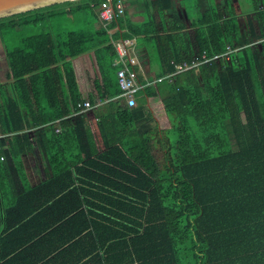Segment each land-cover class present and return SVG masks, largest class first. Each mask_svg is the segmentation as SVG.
I'll list each match as a JSON object with an SVG mask.
<instances>
[{
    "label": "trees",
    "instance_id": "obj_1",
    "mask_svg": "<svg viewBox=\"0 0 264 264\" xmlns=\"http://www.w3.org/2000/svg\"><path fill=\"white\" fill-rule=\"evenodd\" d=\"M104 1L0 18L11 82H0V264H264V0H208L204 12L199 0H182L189 21L171 22L165 35L153 15L142 23L117 16L111 34L95 28ZM173 3L146 6L165 27ZM111 36L171 45L159 76L196 51H234L146 87L131 108L119 98ZM92 54L93 89L83 95L74 60ZM149 96L161 98L169 129L141 118ZM87 100L112 109L100 117L101 151L86 117L69 118ZM29 133L47 163L37 185L22 158ZM157 144L166 148L162 163Z\"/></svg>",
    "mask_w": 264,
    "mask_h": 264
},
{
    "label": "crops",
    "instance_id": "obj_2",
    "mask_svg": "<svg viewBox=\"0 0 264 264\" xmlns=\"http://www.w3.org/2000/svg\"><path fill=\"white\" fill-rule=\"evenodd\" d=\"M154 0H125L126 2V14H128L129 18H131L136 23H142L143 21L148 20L149 15H153L157 24L159 25V35H165L171 28V22L176 23L178 21H189L188 19L182 18V13L179 12H185L186 7L182 0H174L173 8L168 12L166 16V23L165 27L161 24V17L157 10L153 6H150L147 8V4L152 2ZM147 3V4H146ZM199 4L201 6V12H204L208 8V0H199ZM125 17V16H124ZM240 17V21H241ZM99 22L95 24V28H98ZM120 28V26H117L115 29ZM126 29L123 28L122 32H125ZM188 32L193 39L194 37V29L188 28ZM112 37V36H111ZM157 37V34L154 36ZM116 39V38H111ZM118 39H133L136 43V48L138 49V54L140 57V64L137 66V71L139 73V79L140 81H153L158 78L162 77L159 76L160 73H163L167 69V65L164 63L163 59L165 57L164 51H167L171 48V45L169 46L166 41L159 42L155 45L153 43H148L143 36L136 37L132 36L130 38H118ZM1 43V40H0ZM194 43V41H193ZM157 45V46H156ZM2 46V43H1ZM3 50V48H2ZM117 54V53H116ZM151 55V57H150ZM117 59V58H116ZM116 61V60H115ZM5 64L6 70L4 75L1 74V71L4 70L5 67H2V65ZM74 64L77 71V76L80 84V91L83 93V95H87L90 92H92V86L90 83V75L94 74V67L95 70L97 69L95 56L92 55H82L79 56L74 60ZM2 67V69H1ZM95 75V74H94ZM99 77V75H98ZM118 78V77H117ZM0 82L3 84H7V86L11 87V82L8 80V67H7V61L4 58V61H0ZM156 86L157 84H150L149 86ZM5 85V91L8 93ZM145 89V88H144ZM143 94V93H142ZM108 101H99L96 104H92L90 108H83L80 112L72 113L69 115V118L72 120H75L79 116L84 115L86 117V122L88 123L91 132L94 134L95 142L97 144L98 149L101 151L105 148L104 146V138L102 136L103 133V127L101 126V118L103 116H106L108 112H110L112 109L110 105L107 103ZM138 106V105H136ZM135 106V107H136ZM143 113L144 115L141 116L142 119L146 118L148 122L155 126H158L159 130H166L171 127V121L169 117L167 116L165 112L164 105L162 103V100L159 96H149L146 99V103L143 105ZM113 117V118H112ZM110 122H115L114 116L109 115ZM33 134V133H32ZM159 136V137H158ZM161 136V137H160ZM163 135L160 133L157 135V138H162ZM35 144L31 143V148L27 153H25L22 158L24 162L25 171L27 173L28 180L31 185H37L38 183L42 182V180L46 179V168L47 163L46 160L43 157V154L41 152L40 155L36 154V147L33 146ZM161 147V145H159ZM163 153L166 152V148H162ZM154 153V152H153ZM40 168L42 171V176L40 177L39 174L37 175V172ZM11 179L10 176L7 177V179ZM52 218L58 219V214H55L50 218L51 221ZM54 222V221H53ZM58 223V222H57Z\"/></svg>",
    "mask_w": 264,
    "mask_h": 264
},
{
    "label": "built area",
    "instance_id": "obj_3",
    "mask_svg": "<svg viewBox=\"0 0 264 264\" xmlns=\"http://www.w3.org/2000/svg\"><path fill=\"white\" fill-rule=\"evenodd\" d=\"M125 0H117L113 3V0L104 1L99 7H97L99 23L101 27H105L111 34V29L108 28L109 24L113 22L115 17L124 15L126 13ZM113 38V37H111ZM111 43L117 53V59L115 65L119 68L117 70V77L119 85L122 89V93L119 98L124 101V104L128 107H135L137 105L138 94L150 84H157L164 80L168 82H174L177 75L185 73L187 71H194L200 73V70L205 65H210L213 61H218L221 58L230 60V54L234 51L231 47L227 48L222 54H215L209 56L206 51H196L190 60L175 61L171 60V65L174 66V71L167 72L166 75L158 77L153 81H140L137 66L140 64V57L136 43L133 39H111ZM82 108H90L92 104L90 101L80 103ZM5 135H0L4 137ZM3 159V158H2Z\"/></svg>",
    "mask_w": 264,
    "mask_h": 264
},
{
    "label": "water",
    "instance_id": "obj_4",
    "mask_svg": "<svg viewBox=\"0 0 264 264\" xmlns=\"http://www.w3.org/2000/svg\"><path fill=\"white\" fill-rule=\"evenodd\" d=\"M71 0H0V18Z\"/></svg>",
    "mask_w": 264,
    "mask_h": 264
},
{
    "label": "rangeland",
    "instance_id": "obj_5",
    "mask_svg": "<svg viewBox=\"0 0 264 264\" xmlns=\"http://www.w3.org/2000/svg\"><path fill=\"white\" fill-rule=\"evenodd\" d=\"M179 13H182V18H183V19H186V18L188 19V15H187L186 11H185V12H179ZM241 18H242V17H241ZM247 24H248L247 18L243 17V18L241 19V25H242V29H243V30L246 29V28L248 27ZM78 26H79L78 23H76V24L74 23V24H72V25H69V28H70V29H75V28H77ZM34 31H35V30H33V31H29V34L33 33ZM2 48H3V47L1 46V43H0V61H1V60L4 61V58H5V56H4V52H3ZM2 67H5V64H3ZM2 67H1V69H2ZM5 70H6V67L4 68V70L1 71V74L4 75ZM93 70H95V67H94ZM167 116H168V115H167ZM29 136H30L31 143H32V144H35V145H33V146L36 147V154L40 155V154H41V151H40L39 148L36 146V142H35L34 135H33L32 133H29ZM153 152H154V155H155L157 161H158L159 163H162V159H163V151H162L161 147L159 146V144H157V146L153 147ZM41 155H42V154H41ZM41 173H42V171H41V168H40V172H39V170H38L37 175L39 174V176L41 177L42 174H43V173H42V174H41Z\"/></svg>",
    "mask_w": 264,
    "mask_h": 264
},
{
    "label": "clouds",
    "instance_id": "obj_6",
    "mask_svg": "<svg viewBox=\"0 0 264 264\" xmlns=\"http://www.w3.org/2000/svg\"><path fill=\"white\" fill-rule=\"evenodd\" d=\"M122 101V100H121ZM124 103V101H122Z\"/></svg>",
    "mask_w": 264,
    "mask_h": 264
}]
</instances>
